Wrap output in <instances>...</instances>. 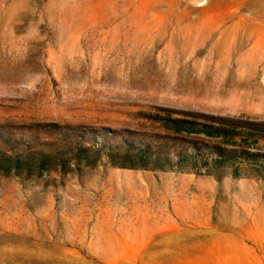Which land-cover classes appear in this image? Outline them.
Masks as SVG:
<instances>
[{
	"label": "rangeland",
	"instance_id": "1",
	"mask_svg": "<svg viewBox=\"0 0 264 264\" xmlns=\"http://www.w3.org/2000/svg\"><path fill=\"white\" fill-rule=\"evenodd\" d=\"M150 114L264 120V0H0L2 152ZM82 166L0 170V264H264V179Z\"/></svg>",
	"mask_w": 264,
	"mask_h": 264
},
{
	"label": "trees",
	"instance_id": "2",
	"mask_svg": "<svg viewBox=\"0 0 264 264\" xmlns=\"http://www.w3.org/2000/svg\"><path fill=\"white\" fill-rule=\"evenodd\" d=\"M149 116L160 120L174 133L161 136L157 146L143 132L134 136L110 128L97 130L48 123L40 127L55 133V140H46L42 142L44 147H40L41 143L32 136L26 140L24 152L7 154L0 150V170L34 178L45 171L79 172L84 163L94 166L106 161L122 168L177 169L216 176L226 166L234 176L253 175L264 179V151L258 146L264 140V120L220 115ZM104 135L107 140L101 138ZM235 159H239L240 166H234Z\"/></svg>",
	"mask_w": 264,
	"mask_h": 264
}]
</instances>
